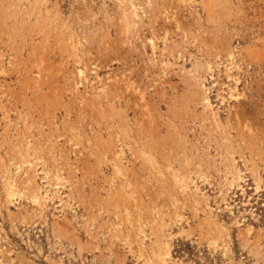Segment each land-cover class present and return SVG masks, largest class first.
Instances as JSON below:
<instances>
[{
	"label": "rangeland",
	"instance_id": "374dc122",
	"mask_svg": "<svg viewBox=\"0 0 264 264\" xmlns=\"http://www.w3.org/2000/svg\"><path fill=\"white\" fill-rule=\"evenodd\" d=\"M164 240L169 264H264V0H0V264H156Z\"/></svg>",
	"mask_w": 264,
	"mask_h": 264
},
{
	"label": "bare ground",
	"instance_id": "6f19581e",
	"mask_svg": "<svg viewBox=\"0 0 264 264\" xmlns=\"http://www.w3.org/2000/svg\"><path fill=\"white\" fill-rule=\"evenodd\" d=\"M136 11H137V8L135 6H133L132 7L133 16L138 17V14H137ZM154 45L155 44L153 43V41H151V46H152L153 49L155 48ZM232 54L233 53H230L229 52L230 57L232 56ZM231 64H233V62ZM231 67L232 66H230V67H228L226 69V72H227V75L228 76H230ZM79 73L82 74L83 71L80 70ZM234 78H235L234 80H235V83H236L237 82V78L236 77H234ZM228 94H229L228 97H229L230 100H236V101L240 100V97L242 96V94L240 92H238V90L236 88V85H234L233 87H230L229 88ZM202 100H203V103H204V108L209 111L208 114L211 117V119L218 122L220 118H219L217 112L215 110H213L212 103H211L209 97L207 96V94H204L203 95ZM24 144H25L24 145L25 151H29V149L31 148V141L28 138H26ZM114 154L117 156V160H118V162H116V163H118V165L117 164L116 165L118 167L119 166H122V168H123L124 163H123V158L121 157V151L119 153L117 152V153H114ZM230 155H232V153H230ZM232 160H233V158H232ZM25 162L28 163V167L26 169L24 167L25 170H23L22 172L20 171L21 168H22V166H21L22 163L21 162H19V164H17L15 166V171H16L15 172V175H17V174L19 175V174H22L23 173L24 175H26L25 176V181H27L28 183H32L33 178L38 173H43V177L42 178L44 180H47V182L50 180L49 179V171H47L44 167L43 168H40V171H39L38 170V167H37L38 164L31 163V161H29V160H25ZM233 167L235 169L233 168L234 169V172H232L231 178L227 177V175L225 177L227 179V182L225 181L226 184L225 183L224 184L227 185V187H226L227 190H230V189L234 188L235 186L238 189L239 188H242V186L239 184L240 181L243 180V176L241 174V171L236 168V165H233ZM115 168H116V166H115ZM9 169L10 168L7 167V169H6V175L4 176L5 177V179H4V193H5L6 201L7 202H12L13 199H14V196L16 194V193H14V191H15V188H16V184H17L16 182L17 181H16V178L13 177V175L11 174V172H10ZM118 169L120 170L121 168L119 167ZM29 170H32V174L31 175H28L30 173ZM115 173H117V171ZM174 181H176V184L175 185H177L178 196L183 195V196H186L185 198H191L192 197V200H193V202H195V204L196 203L197 204L199 203L200 197L199 198L197 197V195H198L197 192L199 190V187L198 186H196L195 189L192 190L191 189V183L189 185V183L184 182V181H181L180 178H175ZM48 183L51 186H53L54 188H56V190H55V192L57 194L56 198H53V196H50L47 190L44 192V194H43V192L41 193L40 188L37 185H32L31 184L32 185V200H33V202L37 206L43 207V205H45L47 201H50L51 200V201L55 202V205L56 206L63 207L64 200H63L61 194L59 193L60 188L63 187V183L61 182L59 176H55L54 181L52 183H50V182H48ZM124 188H126V186ZM122 189H123V186H122ZM259 189H260L259 186H257V190H259ZM124 192H129V191H124ZM131 193H128V194H130V196H131ZM130 198H132V197H130ZM201 198L204 201V205L205 206H209L208 205L207 198H205L203 196ZM222 199L225 200V198H222ZM166 211H167V213L169 215L168 218H165V217L161 216L160 214L156 213L150 219V220H152V223L155 224L154 225L155 228L157 230H159V231L160 230L163 231V227L162 226L166 224L165 223L166 222V219L172 221L173 218H176L177 219V217H178V212L175 209L171 212L172 214H169L170 211H168V210H166ZM204 215H206V220H210V218H212V213L211 212H204ZM126 220H127V222L129 224L132 223V220L129 218L128 214H127ZM137 222H138L136 224V227L137 228L134 231L135 232L134 235H136L139 238L140 237V234H145V233H144V229H143V222L142 221H139L138 219H137ZM213 222L216 223L215 219H213ZM240 224L241 223H239V225ZM132 227L134 228L135 225H133ZM126 234H128V232ZM137 243H138L137 244V246H138V252L141 255L142 254L145 255V252H146L147 249L143 246V242L142 241H137ZM149 250H151L152 255L156 258L154 260V261H156L155 262L156 264H169L170 262H172L171 261V254H170L169 243L167 241L164 240V241H161V242H157L155 245L151 246L149 248ZM145 264H152L150 262V257L147 254L145 255Z\"/></svg>",
	"mask_w": 264,
	"mask_h": 264
}]
</instances>
